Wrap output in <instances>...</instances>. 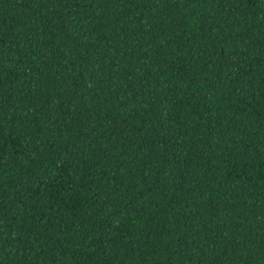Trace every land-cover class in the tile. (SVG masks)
I'll use <instances>...</instances> for the list:
<instances>
[{
    "label": "trees",
    "instance_id": "trees-1",
    "mask_svg": "<svg viewBox=\"0 0 264 264\" xmlns=\"http://www.w3.org/2000/svg\"><path fill=\"white\" fill-rule=\"evenodd\" d=\"M0 264H264V0H0Z\"/></svg>",
    "mask_w": 264,
    "mask_h": 264
}]
</instances>
